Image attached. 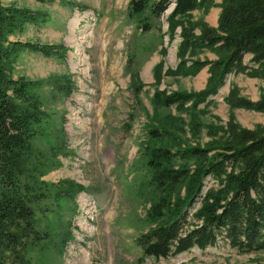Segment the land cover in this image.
I'll return each mask as SVG.
<instances>
[{
    "label": "rangeland",
    "instance_id": "obj_1",
    "mask_svg": "<svg viewBox=\"0 0 264 264\" xmlns=\"http://www.w3.org/2000/svg\"><path fill=\"white\" fill-rule=\"evenodd\" d=\"M130 1L2 0L4 5L50 15L46 24H27L12 39L63 43L69 48L64 59L25 51L14 64V77L44 80L37 92L51 114L34 142L41 154L40 178L51 191L35 206L37 226L48 230L51 237L37 246L20 248L25 264H264V251L241 253L223 243L205 249L194 247L158 261L143 256L136 239L151 228L147 212L158 198L149 182L151 171L144 153L150 128H162L158 120L168 125L175 122L181 128L176 135L186 143L202 146L222 134L213 126L227 129L237 124L264 130V113L231 109L226 102L234 88L239 96L252 101L263 98L264 77L248 71L230 74L218 94L199 106L198 133L191 129L189 111L171 106L156 113L152 99L157 88L200 91L211 73L207 66L194 76L166 74L180 62L181 27L171 39L167 20L175 3L156 17L149 10L130 15ZM73 2L89 8L82 10ZM220 3L216 0L207 13L193 11L191 19L217 27ZM195 32L200 33V28ZM163 48H167L166 55ZM190 56L217 60L220 53L204 49ZM251 58L252 54L245 57L248 66L253 65ZM162 60L164 71L158 85L155 66ZM55 76L71 78L75 89L70 96L55 92L48 82ZM135 85L140 86L138 96ZM72 181L85 190L67 197L53 186L62 182L64 189ZM206 185L217 187L218 182L208 178ZM13 258V253H7L5 264H12Z\"/></svg>",
    "mask_w": 264,
    "mask_h": 264
},
{
    "label": "trees",
    "instance_id": "obj_2",
    "mask_svg": "<svg viewBox=\"0 0 264 264\" xmlns=\"http://www.w3.org/2000/svg\"><path fill=\"white\" fill-rule=\"evenodd\" d=\"M172 3L175 7L167 20L171 39L181 27L180 62L176 69L168 68L165 73L194 76L209 66L211 75L200 91L168 92L157 88L152 102L156 113L171 106L189 111L191 129L198 133L199 106L208 104L218 94L230 74L248 71L264 77V0H221L217 27L191 19L193 11L207 13L216 0H131L129 11L130 15H141L149 10L151 15L160 17ZM73 4L82 10L89 8ZM49 20L47 11L4 5L0 0V264H5L9 252L14 255L12 264H25L20 248L37 246L51 237L48 230L38 228L35 212V206L51 192L40 178L41 154L34 146L35 139L43 133V125L51 118L37 92L44 80L14 77L13 69L25 51L64 59L69 48L63 43L11 38L27 24L42 25ZM145 27L150 29L147 23ZM196 28H200V33L195 32ZM204 49L218 51L220 58H191ZM161 51L166 55L167 48ZM247 54H252V66L245 64ZM163 68V60L155 66L158 85ZM48 82L62 96H70L75 89L69 77L55 76ZM133 88L138 96L140 86ZM236 90L226 98L231 109L264 113V97L252 101L239 96ZM158 122L162 128H150L144 142L146 164L151 171L149 182L158 198L147 212L151 228L136 239L143 256L158 261L194 247L205 249L220 243L241 253L264 251V130L237 124H230L227 129L213 126L222 134L202 146L186 143L176 135L181 128L175 122ZM208 178L216 180L218 186L207 188ZM61 183L53 184L59 195L69 197L85 190L73 181L67 182L64 189Z\"/></svg>",
    "mask_w": 264,
    "mask_h": 264
},
{
    "label": "water",
    "instance_id": "obj_3",
    "mask_svg": "<svg viewBox=\"0 0 264 264\" xmlns=\"http://www.w3.org/2000/svg\"><path fill=\"white\" fill-rule=\"evenodd\" d=\"M174 7H175V4L173 5L171 12L173 11Z\"/></svg>",
    "mask_w": 264,
    "mask_h": 264
}]
</instances>
